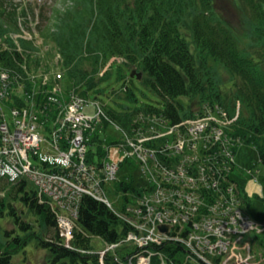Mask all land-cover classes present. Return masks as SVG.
Wrapping results in <instances>:
<instances>
[{
	"label": "trees",
	"instance_id": "trees-1",
	"mask_svg": "<svg viewBox=\"0 0 264 264\" xmlns=\"http://www.w3.org/2000/svg\"><path fill=\"white\" fill-rule=\"evenodd\" d=\"M64 1L70 4L63 10L56 9L54 21L53 17L47 19L40 28L41 37L60 53L61 76L69 82L66 93L58 95L56 104L61 110L48 100L44 93L47 86L43 87L41 80L37 84L38 102L32 110L43 121L45 136L51 139L49 133L60 124L61 111L68 97L81 98L85 107L89 103L85 99L87 95L93 90L101 91L100 82L116 63L125 97L137 101L134 80L138 76H131L136 70L143 74L140 80L155 99L120 109L97 104V113L93 116H100L105 126L115 125L122 130L123 138L154 135L145 140L143 146L155 150L154 157L148 159L155 174L163 178L164 167L173 169L183 161L190 173L207 177L196 184L201 186L196 194L210 199L214 191L208 184L214 181L223 184L225 164H231L232 174L227 180L236 183L241 205L245 206L248 195L243 184L233 177L237 166L234 157L239 139L256 148L259 161L264 165L263 49L258 52L240 47L241 36L219 13L214 0ZM240 1L247 5L251 37L264 47V0ZM21 6L15 0H0V67L9 73L16 91L20 89V92L22 88L32 89L29 73L41 63L39 59L31 65V54L39 45L34 39L22 36L23 27L29 28L27 24L34 9L30 4ZM221 69L231 76L228 90L222 87ZM28 103L31 104L32 99ZM49 105H53L51 110ZM212 113L221 121L214 117L209 119V124H226L227 137L236 141L230 146V155L218 151V145L213 143L207 147L198 143L196 149L187 145L189 143L182 150L175 148L179 138L188 133L186 122L206 118ZM96 128L90 131L92 142L87 160L102 168V162L107 159L103 151L119 145L122 140H103ZM171 128L173 131L169 134L160 133ZM7 179L0 177V181L5 180L9 185V200L2 199L0 213L7 212L14 226L3 229L0 235V264H19L15 255L24 252L32 242L46 252L45 264H128L150 252L152 264H198L187 257L190 248L179 240L150 241L147 245L128 240V234L136 226L122 218L121 212L129 214L128 205L152 190L153 182L149 186L141 180V184L135 185L127 179L115 181L113 187H105L111 200H120L118 207L84 194L76 217L71 216L72 237L68 242L59 223V214L67 211L54 207L46 195L40 197L35 182L29 178L23 177L16 182ZM158 206L170 217L182 218V210H179L182 203L169 208L163 204ZM206 208L204 204L203 209ZM193 220L191 217L189 223ZM175 226L181 229L182 223ZM172 232L176 234L180 230ZM187 235L186 231L184 236ZM95 236L118 246L101 254L93 245Z\"/></svg>",
	"mask_w": 264,
	"mask_h": 264
},
{
	"label": "built area",
	"instance_id": "built-area-1",
	"mask_svg": "<svg viewBox=\"0 0 264 264\" xmlns=\"http://www.w3.org/2000/svg\"><path fill=\"white\" fill-rule=\"evenodd\" d=\"M11 85L9 73L0 67L1 106L2 102L10 97ZM56 92L57 89L54 94L49 95V101L59 102ZM11 108L15 115L12 123L6 120L4 112L1 111L0 114V177L8 178L13 182L23 177L29 178L35 182L40 197L43 198L46 195L54 207L60 208L63 212L67 211L66 214H59V223L61 233L68 242L72 237L73 221L71 216L76 217L80 199L84 194L104 200L111 205L109 196L104 191L103 183H107L115 177V165H118V162L120 164L131 152L137 153V156L141 158H144L142 155H145L147 159L154 157L155 150L143 146V142L153 138L154 135L137 139L124 137L116 149L113 147L109 149V153L116 150L110 155L115 159H105L102 168L91 164L87 160V155L91 145L90 131H95L97 125L92 123L96 119L95 116H89L83 112V100L74 95L61 111L60 124L52 132L53 135L49 133L51 139L38 132V116L34 111H31L30 107L23 112L24 114L20 113L22 115L17 114L15 107ZM214 117L216 118L212 113L206 118H197L186 122L188 130L186 137L191 138H179L175 148L182 150L184 145L189 143L187 145H193L192 148L196 149V145L199 146L201 143L203 147L213 143L218 145V151L222 150L225 155H230V146L236 141L227 137V132L224 131L226 124H209V119ZM216 119L221 121V118ZM229 129L231 130V128ZM172 131L173 128L165 132L160 131V133L166 135ZM160 133L157 136H160ZM205 134L209 137L204 136ZM123 141H126L127 144ZM30 156H33L38 164H33ZM109 159L110 162L106 163ZM142 168L144 174L152 172L153 176L149 175V180L146 182L149 186L153 182L155 187L153 186L152 190L139 197L137 201L135 200V203L128 205L129 214L121 212L122 218L133 222L135 228H138L136 233L128 234V240H134L139 245H147L150 241L157 242L154 237L159 232L158 225L165 222L171 226L172 231L180 230V233L174 234L169 231L165 235L162 234L161 240L157 243L166 239L179 240L190 248V254H187V257H191L198 264H224L223 250L219 245L224 244V240L229 242L233 234L238 232L237 225H240L238 217L242 209L240 195L236 192V183L227 180V177L232 174V171L229 170L231 164H225L226 171H224L222 180L226 185L219 181H211L213 183L208 184V188H212L214 191L210 193L212 194L211 199L202 194H196L201 187L196 184L207 177L190 173L183 161L180 166L173 169L164 167L163 178L155 174L153 166H143ZM173 192L176 193V198L169 199ZM166 197L168 198L166 199ZM180 203H182L179 208L182 210V218L178 215L170 217L168 212L161 211L162 209H159L158 206L161 204L167 207L178 206ZM204 204L207 207L206 210L203 209ZM187 205H189V209ZM191 217L194 220L189 223ZM206 217L214 220L212 224H205ZM222 221L226 225L220 234L222 226L219 223ZM141 222L143 226L139 227ZM181 223L182 228L180 229V226L176 228L175 225ZM142 227L144 228L142 229ZM186 231L188 235L184 236ZM160 232L162 233V231ZM137 238H144V244L138 243ZM209 253L216 255L218 261L210 260ZM140 257L146 258L145 255Z\"/></svg>",
	"mask_w": 264,
	"mask_h": 264
},
{
	"label": "rangeland",
	"instance_id": "rangeland-1",
	"mask_svg": "<svg viewBox=\"0 0 264 264\" xmlns=\"http://www.w3.org/2000/svg\"><path fill=\"white\" fill-rule=\"evenodd\" d=\"M16 2H20L22 4L21 7L28 6L29 4L33 7L34 13L30 16V20L27 24L29 28L23 27L25 30L27 38L34 39L36 45H39L37 51L32 52L31 59L33 66L36 60L41 59L42 68L46 69L47 72L44 75H40L38 73H34L31 70L33 75H30V79L32 82V92L35 89V83L40 82L43 80V84H45L46 80H50L51 86L54 84H58L60 82L59 77H55L56 71H61V63L59 67L54 63L55 55L48 50V46L45 43L44 38L40 35V28H42L46 23L47 19L51 20L57 10H63L66 6L70 4L68 1L64 0H15ZM216 4V8L223 15V17L227 20V22L232 26V28L238 32L241 36L242 40L240 39V47L245 49L251 48L253 51L261 52L264 47L261 42L255 41L251 37L252 32V25L250 21V16L248 13L246 2L244 1L241 4L240 0H214ZM38 14V15H36ZM54 18L52 21H54ZM23 19V18H22ZM249 44H253L252 47L248 46ZM248 46V47H247ZM53 69V70H52ZM5 70V69H4ZM221 83L222 87L225 90H228L231 84V76L224 70L221 69ZM49 73V74H48ZM61 73V72H60ZM141 73V72H138ZM48 74L47 76H45ZM142 74V73H141ZM52 76V81H51ZM37 78H40L36 80ZM143 78V74L140 79ZM139 78L136 77L134 80V91L137 98V101H132L131 99L125 97L122 93V85L123 81L118 79V67L117 64L114 63L113 67L111 68L110 73H108L100 82L99 88L101 91L96 93L94 90L91 91L87 97L85 98L89 103L84 107V113L87 115L93 116L97 113V104L107 105L113 108H123L129 107L134 105H140L143 102H150L155 99L154 94L141 82ZM62 80V79H61ZM58 82V83H57ZM63 88L66 90L68 88V81L66 78L62 80ZM59 85V84H58ZM16 85L12 83L10 89V97L5 102H2V106L0 105V114L1 111L4 112L5 118L9 123L13 122L15 119V115L12 112L10 106L15 105L16 112L18 115H22L20 113L25 112L29 109L30 104L28 103L29 99L33 101V98H30V91L28 89L20 92V89L16 91ZM20 92V93H19ZM75 92V91H74ZM76 95H78L76 93ZM83 97L82 95H79ZM20 98V100L18 99ZM19 101V102H18ZM7 102V103H6ZM21 102V103H20ZM21 104V105H20ZM57 108L60 109L58 104H54ZM33 102L31 104V111L33 109ZM49 110L53 107V105H49ZM240 107V106H239ZM241 108V107H240ZM239 108V110H240ZM24 114V113H23ZM1 117V115H0ZM96 120L92 124H99L96 130L97 133L100 134L103 140H112V139H121L124 140L123 132L115 125L105 126L101 124V117H95ZM48 135V134H47ZM53 135V133H52ZM138 138V137H136ZM92 142V141H91ZM240 146L236 148L235 153V161H236V169L233 171V176L241 183H243V187L248 195V203L245 202V206H242L241 213L239 214V223L237 225L238 232L233 234L232 239L228 242L224 240V244H220V248L223 250L224 256V264H263L264 263V165L260 163L259 156L256 148L252 145L245 144L244 142H240ZM106 143V142H105ZM108 145V144H107ZM106 146L105 144L103 147ZM109 146L107 150H104V154H107L106 158L110 157L111 153L116 152V150H112L109 153ZM117 146H113V149H116ZM96 152H98L97 148ZM32 154V153H31ZM115 154V153H114ZM138 154H133L132 152L129 155H126L122 162H118V165H115V177L111 178L107 181L106 185L104 186L107 188L113 187L116 179L120 180H131L134 181L135 185L141 184V180L147 181L148 176L152 175V172L149 171L146 174L143 172V166H153L151 162L142 155L141 158L137 156ZM104 158V157H102ZM112 159H115L114 157ZM30 160L33 164H38L37 160L34 159L33 156H30ZM105 161V160H104ZM110 159L106 162L109 163ZM104 163V162H102ZM114 171V170H113ZM9 180V179H7ZM137 183V184H136ZM9 185L6 184L5 180L0 181V202L2 199L9 200L8 195V187ZM80 188V186L78 185ZM106 191V189H104ZM176 191V190H174ZM113 192V191H112ZM107 193V191H106ZM176 196V193L173 192L170 195L169 199H172ZM110 197V196H109ZM168 197H166L167 199ZM176 198V197H175ZM117 199H110L111 205L118 207V200L116 204L114 202ZM20 204V201H17ZM17 206V205H16ZM21 208L20 205H18ZM124 212V211H123ZM224 220V219H223ZM214 220L212 218H207L205 224H212ZM163 222V221H162ZM233 223L235 221L233 220ZM222 228H220V234L225 227V223L222 221L219 223ZM14 226L12 218H10L6 212L3 215L0 213V235L3 229H12ZM143 226L141 222L139 227ZM144 227H142L143 229ZM158 234L155 236V240L159 242L162 238V234L168 233L172 231V228L167 223L163 222L162 224L158 225ZM138 228H134L131 232L136 233ZM141 230L139 229V232ZM162 231V233L160 232ZM231 231V230H230ZM130 232V233H131ZM3 235V233H2ZM131 235V234H130ZM134 236V235H131ZM138 243H143L144 238H137ZM93 245L97 250L106 251L109 249H113L117 245L107 244L101 237L95 236L92 239ZM206 242V241H205ZM144 244V243H143ZM207 244V242H206ZM151 255L152 253L146 254V258L140 257L143 255L138 256L136 260L133 261V264H152L151 263ZM47 254L44 250L37 248L34 243H29L26 250L19 251L15 255L16 261L19 264H45ZM210 260L218 261L216 255H212L209 253ZM216 259V260H215Z\"/></svg>",
	"mask_w": 264,
	"mask_h": 264
},
{
	"label": "water",
	"instance_id": "water-1",
	"mask_svg": "<svg viewBox=\"0 0 264 264\" xmlns=\"http://www.w3.org/2000/svg\"><path fill=\"white\" fill-rule=\"evenodd\" d=\"M135 75H137V76H138V78H141V76H142V74H141V73H137V71H136V70H133V71L131 72V76L133 77V76H135Z\"/></svg>",
	"mask_w": 264,
	"mask_h": 264
}]
</instances>
